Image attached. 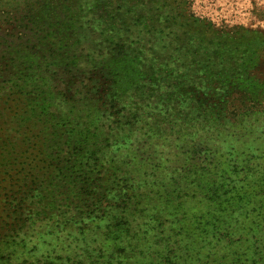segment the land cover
Instances as JSON below:
<instances>
[{"label":"trees","instance_id":"trees-1","mask_svg":"<svg viewBox=\"0 0 264 264\" xmlns=\"http://www.w3.org/2000/svg\"><path fill=\"white\" fill-rule=\"evenodd\" d=\"M5 1L0 264H264V36L171 23L183 61L94 17L104 56L86 34L103 0H37L27 22L28 0ZM44 230L61 253L14 260Z\"/></svg>","mask_w":264,"mask_h":264},{"label":"rangeland","instance_id":"rangeland-1","mask_svg":"<svg viewBox=\"0 0 264 264\" xmlns=\"http://www.w3.org/2000/svg\"><path fill=\"white\" fill-rule=\"evenodd\" d=\"M53 1L55 2L53 3L55 7L64 4V2V5L74 6L72 2H69L70 0ZM5 2L12 3L11 0H6ZM37 2V0H28L27 8L30 10L21 13V15L23 14V16H25L26 22L31 19H36L32 18V13L35 10L37 11L40 6ZM85 2L89 1L81 0L77 5L75 4L76 9L77 6L86 7ZM93 5L95 4L89 3L87 7ZM175 6H178L179 9H173ZM99 7L101 8L100 12L96 14L93 13L92 15L91 12L87 13L86 19L92 28L91 32L88 30L86 34L92 40L101 43L100 46L103 47L104 50L102 55L104 56L109 51L107 49V43L104 46L107 35L102 34L101 30L95 31L92 24L94 17H96L97 20L101 19V22L113 20L142 23L146 25V27L135 32L130 39L131 42H138V44L132 46L133 50L148 54L151 52H166L173 58L182 59L183 61L187 53L183 45L177 43L179 45L173 44L172 47L169 46L171 40H178L177 36L182 39V32L172 27L171 23L178 24L184 20L209 22L218 26H225L231 30H234V28L249 29L251 31H256L254 34L264 36V0H103L102 6ZM180 10L181 15L178 13ZM29 12H31V14H29ZM75 17L80 18L81 16L75 14ZM97 24H99V21H97ZM7 33H9L8 35L16 36L14 33ZM107 34L110 35L108 32ZM5 36V32L0 33V37ZM28 36L29 37L24 39L29 40L26 45L29 46V50H32L31 45L33 44L30 43L33 41L34 36L31 33H28ZM30 38H32V40ZM7 39L8 42L12 39L17 41L16 37ZM111 39V37L108 38V40ZM24 47L16 46L23 54L30 53V51ZM36 50L41 52V48L32 51ZM253 53L252 51L250 56H252ZM171 63L172 61L170 64ZM170 67L174 68L175 65H170ZM260 132L261 134L258 135L260 139L259 142L257 141L255 144H252V146H261L262 150H264V125L263 127L261 126ZM46 234L47 230H44L42 234L38 232L29 233V237L27 241H25L26 244L17 248L16 258H14V260L20 259L21 262L27 260L32 263L40 259H45L48 255L60 254L63 249V241L56 240L54 236Z\"/></svg>","mask_w":264,"mask_h":264}]
</instances>
